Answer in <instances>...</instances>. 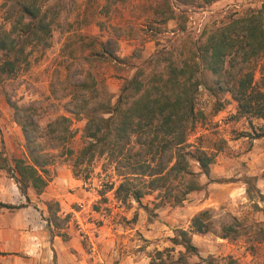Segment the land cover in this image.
<instances>
[{
  "label": "rangeland",
  "instance_id": "374dc122",
  "mask_svg": "<svg viewBox=\"0 0 264 264\" xmlns=\"http://www.w3.org/2000/svg\"><path fill=\"white\" fill-rule=\"evenodd\" d=\"M4 1L0 0V24ZM263 2L219 0L187 7L174 0L66 1L51 47L35 54L30 69L16 80L0 84V151L10 161L26 151L6 92L20 106H40L38 115L48 119L68 115V100L60 97L64 88L69 92L80 80L83 71L91 72L100 87L117 98L125 81L139 69L146 73L161 69L163 64L154 67L146 63L159 50H170L177 62L190 57L204 33L260 9ZM108 40L117 43L116 61L86 60L92 53L102 52L100 43ZM207 85L213 90L201 87L197 98V109L206 119L189 138L190 143L215 155L210 175L201 176L203 190L190 194L181 206L157 208L156 195L143 198L141 204L122 205L106 186L117 180L106 159L89 168L77 167L80 174L75 175V159L85 142L81 138L83 122L73 119L76 136L65 150L55 152L48 188L39 197L30 190L29 204L23 198L45 215L32 208L21 216L22 232H36L29 240L39 245L1 252L0 264H162L156 253L174 247L171 255L175 260L184 254L172 239L180 230L191 232L193 218L205 210L211 212L213 230L192 234L198 256L184 255L188 264H264V119L238 117L232 96L214 88L212 79ZM192 168L198 171L195 164ZM12 182L15 180L0 170V185L7 189ZM102 192L107 194L102 197ZM49 201L59 202L63 217L71 215L67 241L50 236L46 222ZM17 213L0 208L5 226L14 222ZM227 225L235 230L223 238Z\"/></svg>",
  "mask_w": 264,
  "mask_h": 264
},
{
  "label": "trees",
  "instance_id": "16d2710c",
  "mask_svg": "<svg viewBox=\"0 0 264 264\" xmlns=\"http://www.w3.org/2000/svg\"><path fill=\"white\" fill-rule=\"evenodd\" d=\"M66 1H4L0 84L16 80L30 69L35 54L51 47L54 28ZM174 1L190 7L219 0ZM91 44L95 46L94 41ZM100 46L102 52H94L86 60L116 61L117 43L108 40ZM259 62L260 79L256 81ZM146 63L163 66L148 73L139 69L125 81L117 98L107 88H101L91 72L82 71L80 80L69 92L64 88L60 97L68 100V115L58 114L53 119L38 115L40 106L35 103L18 105L6 92L8 104L15 111V122L22 129L26 151L12 161L0 151V170L15 180L28 204L30 190L39 197L48 188L55 152L65 150L76 136L73 119L83 122L81 138L85 142L75 159V175L80 174L77 167L89 168L106 159V166H113L117 177L106 186L122 205L141 204L143 198L156 195L157 208L181 206L190 194L203 190L201 176L210 175L215 155L189 142L197 125L206 119L203 111L197 109L200 88L213 90L207 85L212 79L213 87L230 94L237 103L238 117L264 119V2L260 9L204 33L190 57L177 62L170 50L162 49ZM66 150L73 154L71 149ZM194 164L198 171L192 168ZM106 194L102 192L101 196ZM28 204L14 206L0 200V208L8 210ZM46 207L51 238L57 236L67 241L71 215L63 217L57 201H49ZM41 215L45 216L42 212ZM191 227V232L180 230L172 239L175 246L184 250L177 260L171 255L174 247L156 253L162 264H188L184 255L198 256L192 234L212 232L210 210L195 216ZM234 230L227 225L223 238L230 237Z\"/></svg>",
  "mask_w": 264,
  "mask_h": 264
},
{
  "label": "crops",
  "instance_id": "0c3cea01",
  "mask_svg": "<svg viewBox=\"0 0 264 264\" xmlns=\"http://www.w3.org/2000/svg\"><path fill=\"white\" fill-rule=\"evenodd\" d=\"M24 153H22L23 155ZM0 185V200L3 203L11 204L14 206H20L26 204L24 201L19 188L16 184V182L9 183L7 186ZM31 198V196H30ZM33 206H27L21 209H16L14 211H17L19 213L18 217H15V220L13 223H11L10 226H5V216L1 214L0 216V253H7V252H14V251H23L25 249L30 248L31 246H38L39 244L35 245L34 241H30L29 237L32 238V236H36V232L32 233H25L22 232V224H21V216L22 214H25L26 212H31ZM37 214H41L38 212L35 208L33 209ZM42 216V215H41ZM24 225L26 223L23 222ZM36 238V237H34ZM26 241V243H25Z\"/></svg>",
  "mask_w": 264,
  "mask_h": 264
}]
</instances>
